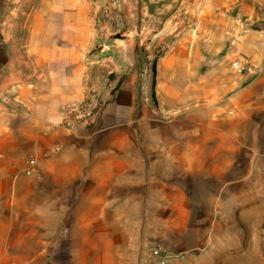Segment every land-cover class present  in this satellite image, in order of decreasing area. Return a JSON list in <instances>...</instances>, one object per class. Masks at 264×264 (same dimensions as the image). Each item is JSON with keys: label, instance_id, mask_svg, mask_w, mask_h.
<instances>
[{"label": "crops", "instance_id": "0c3cea01", "mask_svg": "<svg viewBox=\"0 0 264 264\" xmlns=\"http://www.w3.org/2000/svg\"><path fill=\"white\" fill-rule=\"evenodd\" d=\"M100 2L0 0V264H146L153 240L187 251L184 264H234L236 224L200 222L191 187L222 174L194 163L230 160L237 135L264 160V0H236L228 22L208 0H119L102 106L66 129L56 122L84 95ZM184 11L204 13L200 31L172 34L153 73L144 28L159 20L163 36Z\"/></svg>", "mask_w": 264, "mask_h": 264}, {"label": "rangeland", "instance_id": "374dc122", "mask_svg": "<svg viewBox=\"0 0 264 264\" xmlns=\"http://www.w3.org/2000/svg\"><path fill=\"white\" fill-rule=\"evenodd\" d=\"M190 1L192 2L193 0ZM208 1L210 7L209 11L211 12L213 9L215 13L219 12V16L220 12H222L223 21L228 22L229 20H236V0ZM187 13L190 15L189 12ZM203 14V12L197 14V18H201ZM168 16L169 15H165V18ZM174 16L175 15H172L168 17V19ZM197 18H193V20H198ZM154 21L157 22H153L144 28L145 42L153 38V34L162 26L159 20ZM201 25L202 22L197 32L200 31ZM225 36L228 37V39L226 38L225 40V45L221 54H226L230 51L229 46L232 45V39H235L233 35L228 36V34H225ZM140 46L144 48L143 45ZM144 50L146 51L148 49L144 48ZM146 60L150 61L148 65L150 69L154 64V58L149 57L146 58ZM230 66L232 71L236 72V68L232 67V62ZM193 105L196 108L202 104ZM233 112L236 114V108ZM229 113L231 114V111ZM199 117L203 118L202 112L199 114ZM208 130L212 132V129H207L203 131V134ZM195 132L196 131H194V133ZM204 136H206V134ZM208 137L206 136L204 138L212 139V135ZM204 138L202 135L194 136L193 143L197 144L202 142L205 144L207 141H205ZM248 138L249 136L247 133L245 135L236 136V151L230 154V156H232L230 160L221 159V156H219L218 159H199L196 161L194 163V165L198 167H194L196 171L203 169L199 168L201 166H206L204 170L215 169L219 171L221 168H223V170H221L222 174L216 176L215 179L212 174L206 177L200 174H194L191 190L193 191V199H197L199 203L197 204V208L201 213L200 222L206 223V221L210 219L208 222H213L218 225L236 224V249H234L235 253L234 256H232L235 259L234 264H264V160L262 158H257L250 161V156L253 158L258 157L259 153L254 155L255 148L252 147L253 145L251 142L249 143ZM237 145L245 147L243 148L244 150L237 149ZM218 154L221 155L222 153ZM225 166L227 167L225 168ZM214 230L216 231L212 233H215L216 236L225 234L221 231V228H215ZM185 253L187 257L182 264L188 259V252L185 251Z\"/></svg>", "mask_w": 264, "mask_h": 264}, {"label": "built area", "instance_id": "2783aa9c", "mask_svg": "<svg viewBox=\"0 0 264 264\" xmlns=\"http://www.w3.org/2000/svg\"><path fill=\"white\" fill-rule=\"evenodd\" d=\"M95 1L99 2V0ZM120 23L119 0H101L98 3L95 18L96 48L87 55L88 69L83 77L84 95L80 100L65 105L56 125L70 129L77 123L88 122L102 106L103 91L106 89L109 76L113 73L112 63L116 62V55L109 39L115 34L116 27ZM200 24V19L191 23L187 11H184L178 17L174 16L169 19L170 30L163 36L156 35L150 38L148 42H141V45L150 50V57L156 59L167 50L170 44V36L177 32L181 26L197 29ZM232 67L239 69V61L232 62ZM35 164V159L29 157L22 173L32 175ZM147 252L146 264H182L187 257L185 251L168 248L157 240L148 244Z\"/></svg>", "mask_w": 264, "mask_h": 264}, {"label": "trees", "instance_id": "16d2710c", "mask_svg": "<svg viewBox=\"0 0 264 264\" xmlns=\"http://www.w3.org/2000/svg\"><path fill=\"white\" fill-rule=\"evenodd\" d=\"M152 71H153V73H154V64H153V66H152Z\"/></svg>", "mask_w": 264, "mask_h": 264}]
</instances>
